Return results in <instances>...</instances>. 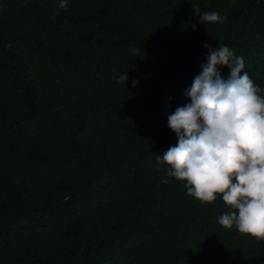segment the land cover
<instances>
[{"label": "trees", "instance_id": "trees-1", "mask_svg": "<svg viewBox=\"0 0 264 264\" xmlns=\"http://www.w3.org/2000/svg\"><path fill=\"white\" fill-rule=\"evenodd\" d=\"M0 264H264V0H0Z\"/></svg>", "mask_w": 264, "mask_h": 264}]
</instances>
